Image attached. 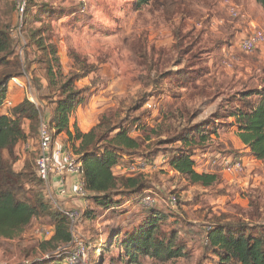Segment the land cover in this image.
Wrapping results in <instances>:
<instances>
[{"label":"rangeland","instance_id":"1","mask_svg":"<svg viewBox=\"0 0 264 264\" xmlns=\"http://www.w3.org/2000/svg\"><path fill=\"white\" fill-rule=\"evenodd\" d=\"M22 2L29 10L24 24L18 12ZM160 3L163 0L141 6L135 0H0V28L9 33L14 54L0 63V74L15 72L19 76L12 79L24 85L10 80L4 101L11 111L27 100L40 114L37 121H21L26 139L12 151L13 169L32 174L24 181L37 183L38 130L44 124L51 134L57 133L48 113L63 99L60 84L66 79L82 98L69 118L71 130L76 123L87 133L101 117L127 128L137 118L140 124L131 136L144 152H157L152 163L136 153L113 169L116 177L142 175L148 185L137 194L115 198L119 204L112 210H101L89 198L84 206L70 181L65 197L57 195L56 183L49 194L39 187L50 212L81 214L80 224L69 230L71 239L86 248L79 264H213L215 259L203 249L208 227L203 216L212 212L264 225V161L254 160L244 149L228 118L249 92L264 90V41L251 53L239 50L253 28L264 34V9L256 0H167V11ZM230 5L238 7L239 16L229 14ZM28 31L36 32L35 40L45 50L35 43L26 46ZM48 46L56 48V57ZM51 68L61 77H50ZM79 72L81 79L72 78ZM258 100L257 95L248 98L251 103ZM199 122H206L204 128L211 133L205 143L189 150L197 173L217 176L208 188L189 183L166 162L178 146L169 139L181 130L191 136L189 128ZM52 146L71 152L65 132L54 135ZM3 155L8 158L7 152ZM222 160H241L243 171L225 175ZM160 214L167 218L157 226V239L182 255L171 260L137 255V262L131 263L122 241ZM52 227L50 217L39 215L20 237L0 241V264L43 260L48 255L41 248L43 231ZM73 243L60 248L58 256L64 257Z\"/></svg>","mask_w":264,"mask_h":264},{"label":"trees","instance_id":"2","mask_svg":"<svg viewBox=\"0 0 264 264\" xmlns=\"http://www.w3.org/2000/svg\"><path fill=\"white\" fill-rule=\"evenodd\" d=\"M158 1L135 0L139 6L148 5L151 2L158 3ZM166 1L163 0V3H160L165 11L169 8ZM256 2L264 9V0H256ZM28 11L26 2L21 14L23 24L28 18ZM35 33L24 32L26 46L35 43L45 50L42 42L35 40ZM48 47V53L56 57V48ZM12 50L9 33L5 28H0V54L3 55L0 57V63L14 55ZM84 69L81 68V71ZM90 72L91 68L86 71L87 74ZM56 73L61 77L59 70L54 72L51 68L48 71L50 77H54ZM18 76L19 74L16 76L15 72L0 74V241L17 239L30 226L34 218L45 214L53 221L51 236L41 244V248L46 250L48 255L33 264H42V261H45L43 263L57 261L63 263V256H58L62 253L59 250L68 246L71 241L67 219L61 212L58 214L55 211V213L49 211L47 204L40 196L39 187L43 183L37 176V183L34 186L31 180L24 181V179L28 180L32 174L16 172L12 167V151L26 139L21 121L23 119L37 121L40 115L37 107L27 100H23L11 111L6 106L4 101L6 86L12 78ZM81 77L80 72L72 76L75 80ZM70 83L71 79L61 82L63 99L48 113L50 127L54 126L57 130V133L52 134V139L56 134L66 133L70 150L81 164V181L87 198L101 210L115 209L119 204L114 201L115 198L137 194L148 184L139 174L116 177L113 169L123 158L136 153L140 154V158L144 161L152 163L157 157V152L153 149L147 153L144 152L139 140L131 136L133 130L140 124L137 118L127 128L120 125L118 120L113 122L110 118L101 117L94 129L87 133H82L76 123L71 130L69 118L82 103V98L78 91L69 88ZM252 95L259 97L257 103L248 101ZM134 109L138 111L139 107ZM228 118L233 119L236 137L244 149L254 160L264 161V90L249 92L245 99L240 100V107L228 113ZM214 120L218 121L219 118ZM206 124V122H199L191 126L189 128L191 136L186 134V130H181L171 137L169 142L178 143V146L171 150L170 156L166 159L172 171L183 176L189 183L204 188L211 187L217 181V176L197 173L189 148L207 141L211 130H205ZM212 133L215 134V132ZM4 152L8 153V158L4 157ZM166 218L164 214L153 216L137 234L122 241L121 245L131 263L137 262V255H152L157 258L163 256L166 260L182 255L179 249L175 252L171 248L168 249L156 237L158 224ZM203 219L208 224L204 232L203 249L215 259L213 264H264V225L252 224L230 215H217L212 212L203 216ZM52 252L55 253L51 254Z\"/></svg>","mask_w":264,"mask_h":264},{"label":"built area","instance_id":"3","mask_svg":"<svg viewBox=\"0 0 264 264\" xmlns=\"http://www.w3.org/2000/svg\"><path fill=\"white\" fill-rule=\"evenodd\" d=\"M226 2L225 4H227ZM24 2L18 6V12L20 15L23 13ZM229 14L233 17L239 16L238 7L230 5L227 7ZM264 41V34L253 28L249 36L244 38L239 44V50L242 53H251L257 49ZM12 82L18 86L23 87L24 85L17 79H11ZM10 106L9 102L5 103ZM52 134L44 124H41L38 130V156L36 158V176L40 179L45 187L46 192L49 194V188L53 183L58 186L57 195L59 197H65L68 194L65 189L67 183L70 181L72 193L82 200L84 206H86V192L84 190L83 182L81 181V164L77 161L76 157L72 152L67 151L63 148H55L52 146ZM221 168L225 175H238L243 171L244 164L241 160H222ZM74 180V181H73ZM171 203L173 204L174 199L172 198ZM67 219L69 230L75 228L81 222V214L77 210H69L61 212ZM52 230H44L43 235L47 239L51 236ZM73 245L70 246L69 252L64 254V264H79L85 257V245L78 239H71Z\"/></svg>","mask_w":264,"mask_h":264},{"label":"crops","instance_id":"4","mask_svg":"<svg viewBox=\"0 0 264 264\" xmlns=\"http://www.w3.org/2000/svg\"><path fill=\"white\" fill-rule=\"evenodd\" d=\"M262 162V161H261Z\"/></svg>","mask_w":264,"mask_h":264}]
</instances>
